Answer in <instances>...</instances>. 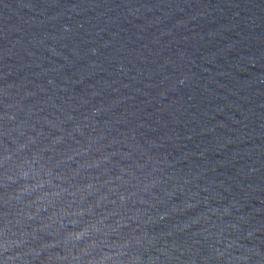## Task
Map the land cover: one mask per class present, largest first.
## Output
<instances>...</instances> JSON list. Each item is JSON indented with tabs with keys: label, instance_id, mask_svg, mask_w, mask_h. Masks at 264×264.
<instances>
[{
	"label": "water",
	"instance_id": "water-1",
	"mask_svg": "<svg viewBox=\"0 0 264 264\" xmlns=\"http://www.w3.org/2000/svg\"><path fill=\"white\" fill-rule=\"evenodd\" d=\"M0 264H264V0H0Z\"/></svg>",
	"mask_w": 264,
	"mask_h": 264
}]
</instances>
